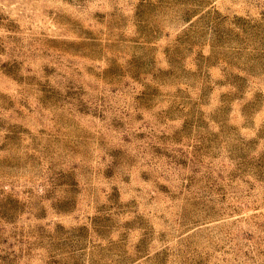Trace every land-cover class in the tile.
<instances>
[{
    "label": "rangeland",
    "instance_id": "374dc122",
    "mask_svg": "<svg viewBox=\"0 0 264 264\" xmlns=\"http://www.w3.org/2000/svg\"><path fill=\"white\" fill-rule=\"evenodd\" d=\"M0 264H264V0H0Z\"/></svg>",
    "mask_w": 264,
    "mask_h": 264
}]
</instances>
